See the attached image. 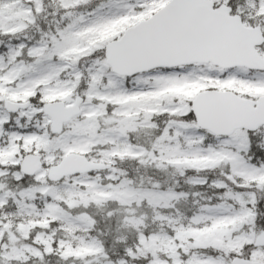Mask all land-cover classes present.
Listing matches in <instances>:
<instances>
[{"label": "snow or ice", "instance_id": "snow-or-ice-1", "mask_svg": "<svg viewBox=\"0 0 264 264\" xmlns=\"http://www.w3.org/2000/svg\"><path fill=\"white\" fill-rule=\"evenodd\" d=\"M0 264H264V0H0Z\"/></svg>", "mask_w": 264, "mask_h": 264}]
</instances>
